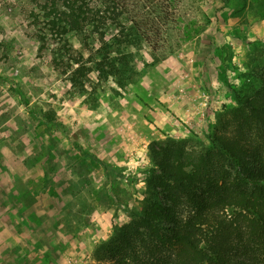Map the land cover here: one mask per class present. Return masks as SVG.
Wrapping results in <instances>:
<instances>
[{"label": "rangeland", "instance_id": "1", "mask_svg": "<svg viewBox=\"0 0 264 264\" xmlns=\"http://www.w3.org/2000/svg\"><path fill=\"white\" fill-rule=\"evenodd\" d=\"M36 2L0 0V264H108L97 249L140 212L150 151L234 137L235 95L264 76V0H177L166 45L126 50L124 86L92 71L81 87L100 43L41 49Z\"/></svg>", "mask_w": 264, "mask_h": 264}, {"label": "trees", "instance_id": "2", "mask_svg": "<svg viewBox=\"0 0 264 264\" xmlns=\"http://www.w3.org/2000/svg\"><path fill=\"white\" fill-rule=\"evenodd\" d=\"M40 1L31 17L42 23L41 49L66 44L70 33L100 43L91 66L71 72L74 87L92 71L124 86L133 71L126 50L144 43L157 51L177 25V0ZM235 96L234 137L214 134L201 148L168 141L150 151L156 173L140 212L97 249L108 264H264V76L252 94Z\"/></svg>", "mask_w": 264, "mask_h": 264}]
</instances>
